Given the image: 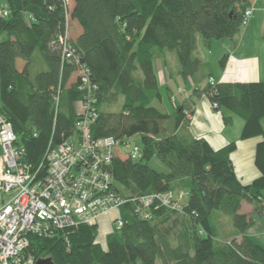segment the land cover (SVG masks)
Listing matches in <instances>:
<instances>
[{"label":"trees","instance_id":"obj_1","mask_svg":"<svg viewBox=\"0 0 264 264\" xmlns=\"http://www.w3.org/2000/svg\"><path fill=\"white\" fill-rule=\"evenodd\" d=\"M255 1L0 0V116L14 128L20 162L32 172L46 169L48 152L78 134L85 117L95 140L113 137L126 147L140 135L142 142L139 160L118 157L107 169L125 201L124 225L107 248L97 241L98 223L80 224L30 235L35 263L264 264V247L246 235L254 218L240 213L252 204L264 218V83H212L210 65L195 54L199 36L207 46L237 43ZM168 53L177 55L184 79L198 87L207 81L198 95L232 114L227 126L239 117L242 139L263 137L254 182L244 185L236 174V142L213 150L191 135L193 111L184 103L170 97L173 111L155 106L164 99L154 62ZM153 158L169 172L152 169ZM168 193L184 194L179 208L139 203ZM228 217L234 232L224 235Z\"/></svg>","mask_w":264,"mask_h":264},{"label":"built area","instance_id":"obj_2","mask_svg":"<svg viewBox=\"0 0 264 264\" xmlns=\"http://www.w3.org/2000/svg\"><path fill=\"white\" fill-rule=\"evenodd\" d=\"M252 12L245 13L243 26L249 24ZM81 79L88 82L83 75ZM89 121L85 117L78 123V134L48 152L46 169L32 172L20 162L14 128L0 116V264H36L27 253L30 235L46 236L67 227L98 223L125 203L113 191V176L107 169L118 157L139 160L141 148L133 146L127 151L129 144L123 147L113 137L93 139ZM183 197L168 193L141 197L139 203L148 207L157 200L179 208ZM137 211L149 218L142 208ZM115 223L121 230L123 220Z\"/></svg>","mask_w":264,"mask_h":264},{"label":"crops","instance_id":"obj_3","mask_svg":"<svg viewBox=\"0 0 264 264\" xmlns=\"http://www.w3.org/2000/svg\"><path fill=\"white\" fill-rule=\"evenodd\" d=\"M254 3L255 5L253 4L252 6L253 15L248 26L244 27L241 35L236 38L237 43H235V45L231 44V47L230 45H227L229 47L226 48L225 52L226 65L221 70L220 78H216V76L212 74L214 80L219 84L222 82L232 84L264 83V6L260 5L258 0ZM257 15H261L262 22L259 23L260 19H257ZM80 31L81 29L78 30V34ZM157 60L163 61V63L160 62L159 69L161 77H163L164 87L166 88V97H171L172 99L175 98L174 101L178 106L184 103L187 108L193 111L188 129L191 135L196 139L207 140L213 150L224 148L226 145L236 142L237 150L232 155L231 160H233L234 168L239 180L244 185H248L258 179V177L261 176V172L256 167L255 158L257 145L263 140V137L249 138L246 140L242 139L241 136L245 128L242 119L243 124L238 122L239 128H237L235 132L228 129L230 125L227 126L225 124L224 118L233 117L232 114L229 113L230 116H226L228 113L223 112L222 116L218 117L217 113H221L222 110L217 112V110L211 107L208 98L205 97L204 94H201V96L198 95L200 93L199 90L206 87L207 81L201 82L198 87L196 86V83L199 81L196 82L194 79H184L180 76V66L178 65V62L177 64L174 62L175 65H178L177 67L175 66L174 68V66H171L169 54L156 59V61ZM175 77L183 82L179 83L181 84V87L179 84L177 85L180 87L179 94L186 96L187 99L185 101L182 98L175 96L173 98L172 96L173 91L170 87V83ZM182 85L189 87V90L186 91ZM172 107L173 101H171L170 104V111H173ZM235 121L237 120L234 117L231 126H235L237 123ZM261 126H263L264 130V119L261 121ZM245 207H247V212H243V214L249 215L253 213L255 205L243 203L241 210H244ZM118 214L120 217V211ZM232 232L234 231L229 227V233ZM248 237L250 238L251 236L248 235ZM236 238L240 241L241 236L239 235ZM230 239H232V237Z\"/></svg>","mask_w":264,"mask_h":264},{"label":"rangeland","instance_id":"obj_4","mask_svg":"<svg viewBox=\"0 0 264 264\" xmlns=\"http://www.w3.org/2000/svg\"><path fill=\"white\" fill-rule=\"evenodd\" d=\"M257 1V0H256ZM258 3H260V5L264 6V0H258ZM255 5V3H254ZM253 6V5H252ZM253 15V12H252ZM252 17V16H251ZM257 19L259 20V23L262 22V17L261 15H257ZM251 19V18H250ZM251 21V20H250ZM248 26V25H247ZM243 29L241 30L242 33ZM241 33L237 36V38L241 35ZM237 40V39H236ZM198 49L196 51V57L200 58L204 63H207L210 65V70L211 73L216 76V78H220V73L221 70L223 68V65L221 64V60L224 59L225 55H226V48L229 47L227 45L231 44L235 45V42H232L230 40H226V39H220V40H212L210 43H212V45L207 46L204 43L203 37L199 36V40H198ZM169 54V59H170V63L171 66H175L177 67L178 65H175L174 62H178L177 60V55H175L174 53H168ZM160 62L163 63V61L161 60H157L154 63V67L156 69V73H157V77H159V81H160V88L162 89L163 92V99L164 102L163 104L158 103V105H155L158 109H163V110H170V104H171V99L166 97V88L164 87V81H163V77H161V72L159 69V64ZM226 62V61H225ZM218 80V79H217ZM179 83H183L182 81L178 80V78H174V80L170 83V87L173 91V98L175 97H179L182 98L184 101L187 99L185 95L183 94H179V88L181 87V84ZM179 84V86L177 85ZM187 85V84H186ZM186 91L189 90V87H186L185 85H182ZM175 100V98L173 99ZM114 110H118V105H116V107H114ZM218 112V111H217ZM223 112H227L228 114L226 116H230V112L226 109H223L221 111V113H217L218 117L222 116ZM235 117V116H234ZM237 121L235 126H231L228 127V129L232 130V131H236L238 127V122L242 123L243 121L239 118V117H235ZM243 124V123H242ZM133 146H137V147H141L142 146V142H141V136H135L133 138L130 139L129 141V145L127 148V151L130 150L129 148H133ZM121 154L125 155L123 150L121 152ZM149 166L154 169L157 172H169V168L166 164L160 162L158 159L153 158L150 162H149ZM187 200V199H186ZM247 206V205H246ZM247 207L244 208V210H241L240 213L243 212H247ZM119 210H114L111 211L109 214L103 216L100 218L98 226H99V235L97 238V241L99 242V244L102 245V247L104 249L107 248V238L108 236L115 231L116 228V223L115 221L118 220V214ZM252 218H254V225L252 227H250L249 230H247L246 234H248L249 236H251L252 240L258 244V245H262L264 247V218L259 215L258 213H255V208L253 210L252 214H249ZM230 218L228 217L225 221L221 220V224L223 225V227L225 228L224 233L225 235L229 233V227L231 230L234 231L233 228V224H231L230 222Z\"/></svg>","mask_w":264,"mask_h":264},{"label":"water","instance_id":"obj_5","mask_svg":"<svg viewBox=\"0 0 264 264\" xmlns=\"http://www.w3.org/2000/svg\"><path fill=\"white\" fill-rule=\"evenodd\" d=\"M36 264H52V261L50 259L47 260H39Z\"/></svg>","mask_w":264,"mask_h":264}]
</instances>
